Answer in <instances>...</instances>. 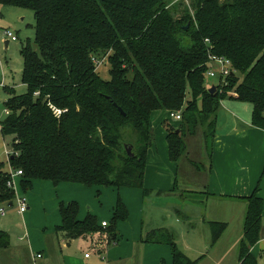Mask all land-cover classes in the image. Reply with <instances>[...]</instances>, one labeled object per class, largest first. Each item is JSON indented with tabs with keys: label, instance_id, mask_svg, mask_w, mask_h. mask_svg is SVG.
<instances>
[{
	"label": "trees",
	"instance_id": "trees-1",
	"mask_svg": "<svg viewBox=\"0 0 264 264\" xmlns=\"http://www.w3.org/2000/svg\"><path fill=\"white\" fill-rule=\"evenodd\" d=\"M0 5L32 10L36 22L38 48H22L27 91H7L10 113L0 120L3 135L13 136L10 161L23 170L24 191L34 180H48L55 186L136 187L150 195L144 178L156 140V113H182L180 127L164 122L170 160L178 162L187 133L194 135L206 124L214 137L226 89L253 105L252 123L264 128V0H0ZM209 54L232 61L234 72L223 90L206 77ZM105 59L109 79L96 64ZM213 84L217 90L211 93ZM53 106L62 110L59 116ZM1 173L0 200L13 204L9 176ZM258 191L244 197L238 264H261L251 251L263 232ZM79 211L77 201L62 202L61 228L70 238L102 232L108 246L118 239V223L130 215L119 197L105 233L95 215L80 220ZM210 226L215 244L227 223ZM142 239L170 245L173 264L198 262L166 228Z\"/></svg>",
	"mask_w": 264,
	"mask_h": 264
},
{
	"label": "crops",
	"instance_id": "crops-1",
	"mask_svg": "<svg viewBox=\"0 0 264 264\" xmlns=\"http://www.w3.org/2000/svg\"><path fill=\"white\" fill-rule=\"evenodd\" d=\"M9 43L7 39L6 44ZM164 113L168 115L167 111H160L152 121L156 140L150 150L144 178V186L152 190L150 195L144 196L143 189L136 187H87L67 182L55 186L47 180H34L30 202L36 207L38 203L43 204L44 215H40L37 224L29 216L14 227L10 223L12 217L8 221L0 220V264H173L170 245L142 239L149 231L160 228L173 232L178 247L188 258L198 260L197 264H238L247 209L244 197L258 187V195L264 201V128L252 123L253 105L238 100L234 94H227L221 100L207 180L202 189L189 191L191 195L201 194L199 225L190 223V204L174 206L186 191L173 192L179 190L180 174L177 163L170 160L168 133L162 126ZM37 183L38 186L43 183L46 192L49 191L41 201L35 194ZM159 190L163 192L157 194ZM98 195L101 203L95 197ZM119 197L130 215L118 223V239L112 245L108 246L102 232L70 238L68 231L61 228L62 202L77 201L80 206L78 219L83 220L91 212L102 224L112 218ZM161 199L169 201L167 208L163 207L166 211L164 223L154 215L156 209L162 207L158 202ZM28 205L30 208V203ZM174 209L186 215L191 212L187 221L174 217ZM211 222L227 223L215 244H212ZM262 222L264 224V209ZM251 251L264 264V229Z\"/></svg>",
	"mask_w": 264,
	"mask_h": 264
},
{
	"label": "rangeland",
	"instance_id": "rangeland-1",
	"mask_svg": "<svg viewBox=\"0 0 264 264\" xmlns=\"http://www.w3.org/2000/svg\"><path fill=\"white\" fill-rule=\"evenodd\" d=\"M180 1L191 4V0H180ZM2 6L3 7H0V12H2V15L0 14V84L2 83V79L4 84L0 85V120L4 119V117L6 116L5 101L9 97V93L7 91L11 90L16 94H23L27 91L26 86L21 84L22 72L24 67L22 48L27 44H30V46L35 50L38 48L35 38L36 22L33 16L34 14L33 11L18 7L12 8L7 5H2ZM5 30H11L12 32L17 34L18 40H11L10 38H8L3 33ZM7 39L10 41L9 45L6 44ZM109 68H110L109 62L106 59L103 60L102 64L98 67V72L100 73L102 78L104 79L110 78ZM209 81L216 83L217 80L211 79ZM220 87L223 90L224 86H220ZM226 90H227V94H234V89L233 90L226 89ZM234 113L236 114L237 112ZM162 117H163V122H162L163 127H164V122L166 121L173 124L175 127H180V124H178L177 121L171 118L169 115H166L164 113ZM204 129L206 131L205 133H203ZM12 141H13V136L3 135L0 129V165H2L1 172H6L10 168L9 158L8 155L5 153V151L6 150L12 151V146H11ZM212 141H213L212 133H210V130L209 128H207L206 124L200 126L198 130H196V134L194 135L187 133V149L180 158V160L176 162L180 174L179 184H178L179 190H175L173 192L186 191V195H184L185 198L183 196L179 200L175 201L176 204L174 206H179L182 204H190V206H192L191 208L192 213L190 212L192 221H190V223L193 225L200 224L199 217L202 210L198 209V206H199V198L201 194L195 192L196 194L191 195L189 191L199 190L204 187V182H206L207 176L209 174V163H210L209 155H211ZM181 176H184V178H182ZM38 181L44 182V180L42 181L38 180ZM9 189L13 190L12 188ZM33 189L34 188L24 191L18 179L17 191L13 190L15 195V198L13 199V204L11 205L9 201L0 200V207H5L7 211L6 215L0 217V220H7V219L10 220L9 218L12 217L13 220L10 223L14 227L17 224H20L23 221L24 217L32 216V221L35 224H37L40 215L41 216L44 215V206L43 204L40 203L37 204V207L31 205L29 196ZM17 193H19V195L22 197H26V198L28 197V203H30V208H28L27 212L24 213V215L20 214L18 210L19 207L16 200ZM48 193L49 191L46 192V187H43V183L42 185L40 184L39 186L37 183V185L35 186V194L37 195L40 201L43 198L42 196L45 195L46 197ZM103 195H106V192L105 193L103 192ZM95 197L98 200V203H101V200H99L100 195ZM158 202L162 207L160 208L158 207L154 215L158 220L159 219L161 220L160 223H164V220L166 218L164 214L166 213V211L165 208L163 209V207L167 208L166 203L169 201H166L165 199H161ZM173 211H174L173 212L174 217H179L184 221H187V219L189 218L190 213L186 215L180 209H178L177 212L175 209ZM110 220L111 218L107 221L110 222ZM99 225L103 226L101 223ZM106 227L103 226L102 229L103 231H105V233L107 232ZM263 229H264V224H263Z\"/></svg>",
	"mask_w": 264,
	"mask_h": 264
},
{
	"label": "built area",
	"instance_id": "built-area-1",
	"mask_svg": "<svg viewBox=\"0 0 264 264\" xmlns=\"http://www.w3.org/2000/svg\"><path fill=\"white\" fill-rule=\"evenodd\" d=\"M8 38H10L11 40H18V36L17 34H15L14 32H12L11 30H5L3 32ZM103 60H97L96 64L99 67L102 64ZM234 72L233 69V65H232V61L225 57V56H219V55H215V54H209V68L206 72V77L207 79L211 80V79H216V83L219 84L220 86H225L228 84V79L229 76L232 75ZM4 83L2 82L1 85H3ZM234 95H236L234 93ZM54 112L59 116L62 113L61 109H57L53 106ZM5 113L6 115L10 113L9 109H5ZM170 117L180 121L182 119V113L181 111H172L170 112ZM5 153L8 155L9 158V165L10 168L7 172L9 179L7 180V186L9 188H12L13 190L17 191V180L21 179V177L23 176V170L22 169H15L11 166L10 164V159L12 156V151L6 150ZM2 176V173L0 172V177ZM16 200H17V204H18V210L19 213H24L28 210L29 205H28V201L26 197H22L19 195V193H17L16 195ZM6 208L5 207H0V215L4 216L6 215ZM107 222L106 220H104L102 222L103 226H107Z\"/></svg>",
	"mask_w": 264,
	"mask_h": 264
},
{
	"label": "water",
	"instance_id": "water-1",
	"mask_svg": "<svg viewBox=\"0 0 264 264\" xmlns=\"http://www.w3.org/2000/svg\"><path fill=\"white\" fill-rule=\"evenodd\" d=\"M188 27H189V24L186 26V28H188ZM216 90H217V87L215 84H213V86L210 88V92L214 93V92H216ZM120 110L124 114V111L121 108H120ZM127 152L129 153L130 156L134 155L132 152V149L130 147H127ZM11 205H12V203H11Z\"/></svg>",
	"mask_w": 264,
	"mask_h": 264
}]
</instances>
